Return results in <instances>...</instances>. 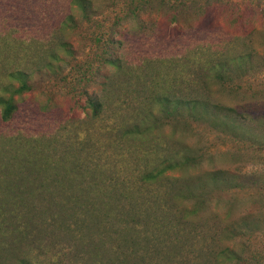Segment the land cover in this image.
I'll list each match as a JSON object with an SVG mask.
<instances>
[{
	"label": "rangeland",
	"instance_id": "1",
	"mask_svg": "<svg viewBox=\"0 0 264 264\" xmlns=\"http://www.w3.org/2000/svg\"><path fill=\"white\" fill-rule=\"evenodd\" d=\"M77 1L0 0V264H264V0Z\"/></svg>",
	"mask_w": 264,
	"mask_h": 264
},
{
	"label": "trees",
	"instance_id": "2",
	"mask_svg": "<svg viewBox=\"0 0 264 264\" xmlns=\"http://www.w3.org/2000/svg\"><path fill=\"white\" fill-rule=\"evenodd\" d=\"M81 1L85 2V0H80V1H77V2H81ZM70 18L71 17H67L66 23H70L71 22ZM66 23L64 22L63 24L66 25ZM108 63L116 64V61L109 60ZM118 66H121V65H118ZM220 72H222V71H220ZM220 78H224V75H220ZM27 89H29V87L26 84H24L21 88L14 90V93L20 94V93H22L23 91H25ZM152 98L155 99V95H153ZM87 102H88L89 106L94 109V111L96 113L99 112V110L101 108V104L98 103V101H95L93 98H90V99H88ZM0 106H4V108L1 110V116H2L3 121H9L12 118V115H13L15 109H16V105L14 103L13 97L9 98V99H4L3 97H0ZM186 161L188 162V159H186ZM176 167H178V163L176 161L169 162L166 165V167H163V168H160V169H155V170L149 171V172H145L144 174H142V180L144 182H148L150 180L151 181L152 180H156L160 176L164 175L167 170H174ZM29 168H31V167H29ZM26 169H28V167H26ZM33 169H34V167H33ZM30 171L31 172L32 171L35 172L32 169ZM41 171H43V170H41ZM37 172H40V171L37 170ZM78 200H79V198H77V201ZM80 200H81V198H80ZM25 264H27V263H25Z\"/></svg>",
	"mask_w": 264,
	"mask_h": 264
}]
</instances>
